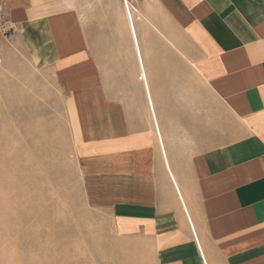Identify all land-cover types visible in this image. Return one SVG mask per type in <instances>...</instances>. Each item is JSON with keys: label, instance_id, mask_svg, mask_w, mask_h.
<instances>
[{"label": "crops", "instance_id": "obj_1", "mask_svg": "<svg viewBox=\"0 0 264 264\" xmlns=\"http://www.w3.org/2000/svg\"><path fill=\"white\" fill-rule=\"evenodd\" d=\"M1 1L73 101L119 109L136 173L109 137L79 162L116 234L153 264H264V0Z\"/></svg>", "mask_w": 264, "mask_h": 264}, {"label": "rangeland", "instance_id": "obj_2", "mask_svg": "<svg viewBox=\"0 0 264 264\" xmlns=\"http://www.w3.org/2000/svg\"><path fill=\"white\" fill-rule=\"evenodd\" d=\"M13 35L0 37V264H153L137 238L116 234L108 209L89 203L80 171L85 144L109 137L136 173L119 109L97 90L73 101Z\"/></svg>", "mask_w": 264, "mask_h": 264}, {"label": "built area", "instance_id": "obj_3", "mask_svg": "<svg viewBox=\"0 0 264 264\" xmlns=\"http://www.w3.org/2000/svg\"><path fill=\"white\" fill-rule=\"evenodd\" d=\"M126 12L131 18L132 12L135 11L139 0H121ZM15 24L8 16L7 10L0 0V37H6L15 32Z\"/></svg>", "mask_w": 264, "mask_h": 264}]
</instances>
